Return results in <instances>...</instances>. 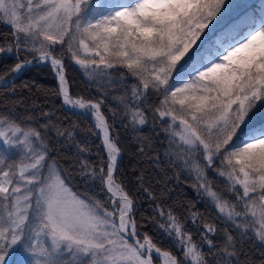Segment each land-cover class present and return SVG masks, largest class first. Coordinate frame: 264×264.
I'll return each mask as SVG.
<instances>
[{
	"label": "snow or ice",
	"instance_id": "6c2138e0",
	"mask_svg": "<svg viewBox=\"0 0 264 264\" xmlns=\"http://www.w3.org/2000/svg\"><path fill=\"white\" fill-rule=\"evenodd\" d=\"M227 7V0H0V22L12 30L0 55L14 53L18 61L0 82L33 61L50 64L63 103L92 115L107 157L99 164L79 160L81 174L99 180L106 196L82 197L51 154L45 132L55 125L34 127L31 115L0 113V145L8 146L0 151V264L21 249L28 253L22 264H154L153 255L162 264H264L246 254L240 259L246 239L264 244V120L257 119L264 110V9L217 31ZM66 59L108 85L134 78L130 98L127 90L120 98L133 126L148 122V95L161 96L151 111L166 125L169 156L196 174L195 186L236 235L190 212L203 223L196 241L171 209L160 208V227L174 239L178 258L140 231L134 194L117 178L122 150L102 111L105 100L71 95ZM57 135L74 138L68 129ZM87 150L78 146L81 155ZM209 169L225 178L234 201L214 190Z\"/></svg>",
	"mask_w": 264,
	"mask_h": 264
},
{
	"label": "trees",
	"instance_id": "16d2710c",
	"mask_svg": "<svg viewBox=\"0 0 264 264\" xmlns=\"http://www.w3.org/2000/svg\"><path fill=\"white\" fill-rule=\"evenodd\" d=\"M261 8H264V4ZM256 11L259 12L260 8H256ZM6 39L11 41V31L0 23V45H3ZM25 55L26 53L21 52L20 59L23 60ZM31 57L27 55V59ZM17 62L14 53L0 55V76H3L9 67ZM65 65L71 95L86 99L103 97L105 100L102 111L109 123L113 125L122 150L117 178L123 180L130 193L134 194L137 206L136 217L143 224L141 232H147L157 247L171 251L178 258H182L181 252L159 228L160 208H163L165 212L171 209L173 215L179 218L196 241L200 240L198 228L203 227V223L198 218V226L194 224L190 212L202 214L204 219L214 223L218 229H227L233 235L237 234L234 225L226 221L198 194L191 178L183 172L180 164L169 156V141L164 131L166 125L162 120L155 118L151 111L159 104L160 95L152 93L148 95L147 103L144 104V107L148 109L147 124L133 126L123 115V104L112 98L111 93L116 91L117 83L104 86L99 90L83 76L72 60L66 59ZM113 77L119 80V73L114 72ZM132 79L136 83L135 79ZM25 83L30 85V89L23 87ZM57 89V80L49 66H32L10 85L0 88V113L11 114L17 119L31 115L34 117L32 122L34 127L51 121L55 127L45 132L48 137L47 142L52 149V156L61 167L67 170L70 187L83 197L92 196L104 200L105 192L101 190L100 181L93 180L88 175H82L79 167L80 159H86L92 164H99L102 157L107 159L100 146V139L87 118L63 108ZM113 112L116 113L114 119ZM42 113L48 115L44 116ZM57 129L71 130L74 138L58 136ZM78 146L87 147L88 150L84 152L85 157L79 154ZM140 177H143L142 181ZM212 186L218 193H222L225 199L230 202L235 200V196L221 181L213 178ZM145 188L149 191H144ZM141 217L143 220H140ZM215 239L219 243L223 235H218ZM203 250L207 252V246H204ZM261 253H264V244L255 239H246L241 246L240 259L243 260L246 254L258 262L264 258ZM153 260L158 262L155 258Z\"/></svg>",
	"mask_w": 264,
	"mask_h": 264
},
{
	"label": "rangeland",
	"instance_id": "374dc122",
	"mask_svg": "<svg viewBox=\"0 0 264 264\" xmlns=\"http://www.w3.org/2000/svg\"><path fill=\"white\" fill-rule=\"evenodd\" d=\"M90 2L93 3V4L97 3V2H99L101 4H108V3H115V2H125V0H90ZM227 3H228L227 10L224 12V15L219 18V23L216 25V30L217 31L222 30L223 28H226V27H228V26H230L232 24H236V23H239L241 21H244L246 18H249V17L259 18L260 15L262 14V9L260 10V12H257L256 8L257 7L261 8V5L264 4V0H227ZM251 11H252V13H251ZM3 26L8 28V29H10V31L12 33V30H11V28H10V26L8 24L4 23ZM72 62L77 68H79V70L82 72L83 76L93 85V87L101 90L102 87L108 85L107 82L104 81V80L95 81L83 69H81L79 65L75 64L74 61H72ZM128 79H127V81H123L122 83L115 84L116 91H113L111 93L113 99L121 102L120 98L125 95V91L126 90L128 91V96L130 98V95H131L130 89H131V86L133 84H135V83H134V81H133V79L131 77H129ZM257 119L264 120V110H261V111L258 112ZM7 147H8L7 145H0V151H2L3 149H5ZM82 156L85 157V153H83ZM177 162L180 164V166H181L182 170L184 171V173L189 178H191V180L193 181L194 186L197 185L198 181L196 179V174L191 172L187 166L182 164V162H180V161H177ZM217 166H219V162H217ZM207 177H208V180L211 182V184H212L213 178H216V180L221 181L222 183H224L225 187H228V185L225 182V178L219 176L215 169H209L207 171ZM195 188H196L198 194L205 201H207L212 206L213 209H215L217 211V209L215 208L214 204L212 203L210 198L203 192V190H198V188L196 186H195ZM105 198H106V196H105ZM160 218H161V221H160V224H159L160 230L166 236V238L170 239L173 242V244L175 245L174 239L170 238L165 233L164 229L160 227L161 224L165 223L166 216H160ZM192 222H193V219H192ZM228 222L231 223L230 221H228ZM194 224H196L198 226V221H196ZM198 229H199L200 233L204 231L203 227H199ZM9 259H10V264H22L23 261L28 259V253L24 252L22 249L21 250H17L15 252H13V254L11 255V257ZM160 263H154V264H160Z\"/></svg>",
	"mask_w": 264,
	"mask_h": 264
},
{
	"label": "water",
	"instance_id": "95a60500",
	"mask_svg": "<svg viewBox=\"0 0 264 264\" xmlns=\"http://www.w3.org/2000/svg\"><path fill=\"white\" fill-rule=\"evenodd\" d=\"M33 59H30V61H32ZM44 64H47V65H49L48 63H44V62H36V61H33L31 64H29V65H27V67L26 68H28V67H30V66H33V65H44ZM21 73V72H20ZM20 73H18V74H16L15 76H11V78L10 79H7V80H10V81H12L13 79H15ZM6 78V77H5ZM10 83V82H9ZM9 83H7V84H9ZM7 84H5V83H3V82H0V86H4V85H7ZM63 101V100H62ZM63 105H64V107L65 108H67V109H69V110H73L70 106H67V105H65L64 103H63ZM73 111H76V112H79V113H81V114H83L84 116H86V117H88L90 120L93 118L92 117V115L91 114H89V115H91V117L90 116H88V114H84L82 111H78V110H73ZM119 160H120V157H119ZM118 160V161H119ZM142 239V238H141ZM155 256V255H154ZM156 257V256H155Z\"/></svg>",
	"mask_w": 264,
	"mask_h": 264
},
{
	"label": "bare ground",
	"instance_id": "6f19581e",
	"mask_svg": "<svg viewBox=\"0 0 264 264\" xmlns=\"http://www.w3.org/2000/svg\"><path fill=\"white\" fill-rule=\"evenodd\" d=\"M54 71V70H53ZM18 74V73H17ZM92 123L94 124L95 126V122H94V118L91 119ZM97 137L100 139V146L102 147V134L100 133V131L97 129ZM103 149V147H102ZM161 264H162V261H161Z\"/></svg>",
	"mask_w": 264,
	"mask_h": 264
}]
</instances>
